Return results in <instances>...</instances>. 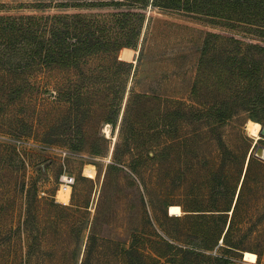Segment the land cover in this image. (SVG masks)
<instances>
[{"label":"rangeland","instance_id":"rangeland-1","mask_svg":"<svg viewBox=\"0 0 264 264\" xmlns=\"http://www.w3.org/2000/svg\"><path fill=\"white\" fill-rule=\"evenodd\" d=\"M39 3L43 5L40 8L36 7ZM61 3L68 0H0V15L50 19L56 15L71 18L97 14L104 20L100 16L129 11L142 12L146 19L127 83L112 77L115 58L104 64L110 68L109 76L97 79L111 85L118 82L121 90L127 84L123 100L113 95V88L105 89L103 95L92 88L79 105L60 102L56 97L62 85L72 93L75 86L90 82L77 72H59V84H55V73H39L32 78L29 93L2 110L0 264H130L121 249H128L131 243L142 247L147 256L158 258V253L178 255L166 242L203 252V245H212L221 234L217 247L209 254L228 257L234 264H264V151L261 157L255 155L258 146L264 149V140H256L247 130V123L255 121L249 119L251 112L240 111L227 123L213 127L208 111L209 107L222 106L226 95L235 88L234 82L231 90L229 86L213 87L215 81H210L209 76L215 75V79L221 64L206 63L204 84L197 96L206 108L205 116L170 101L193 104L191 90L199 79L201 51L208 33L261 45L264 40L247 33L245 26L227 20L217 18L218 24H211L212 17L204 14L151 6L144 10L75 8L73 4L62 8ZM120 18L130 21L126 26L131 30L138 17ZM116 19L117 16L113 23ZM99 65L103 63L92 66ZM8 95V91L0 89V100L9 103ZM112 104L114 109L119 106L116 126L105 121ZM173 108L176 110L170 117L168 111ZM257 114L256 119L264 122V113ZM171 122L174 129L168 132L164 126ZM173 137L177 140L173 150L156 160L146 156L144 145L156 143L159 149ZM76 146L80 149L75 150ZM137 149L145 159L139 161L138 174L129 166ZM249 156L259 162H253L242 189ZM115 163L123 170L113 176L108 166ZM63 174L76 178L68 204L57 199ZM241 189L232 234L239 250H218L225 247L223 238L233 216L226 210L230 202L232 210L235 208ZM36 195L35 202L29 205V197ZM171 205L183 210L178 220L170 215ZM195 211L208 216L198 222L187 218ZM25 220H29L28 226ZM137 228L143 231L140 239L132 237ZM246 251L260 255L256 263L245 261ZM196 258L197 264L209 262L203 256ZM146 260V264L153 263Z\"/></svg>","mask_w":264,"mask_h":264},{"label":"trees","instance_id":"trees-1","mask_svg":"<svg viewBox=\"0 0 264 264\" xmlns=\"http://www.w3.org/2000/svg\"><path fill=\"white\" fill-rule=\"evenodd\" d=\"M75 1L68 0V3H61V7L65 8V6L73 4L75 8L89 6L110 9L115 6L117 8L131 7L144 10L151 6L187 14H204L212 17L209 20L211 24H218L217 18L227 20L232 24L245 26L247 33L264 40V0H98L100 3L91 2L90 5H83ZM42 6L39 3L36 7L40 8ZM97 16V14L94 16L77 14L70 18L69 15H56L46 19L45 17L36 16L18 18L0 15V89L9 92V103L4 99V101L0 100V119L3 118V109L11 106L10 103L22 99L23 95L29 93L28 88L33 83L31 80L39 73H47L51 74V76L55 73L57 78L55 84H59L57 75L72 72L79 73L82 76L81 78L90 82L84 81L81 86H75V90L72 93H70L71 90L65 89L61 84L62 88L58 89L56 97L60 102H74L73 104L79 105L91 93L90 90L92 88L93 90L97 89V93L102 91L100 95H103L105 89L110 88L111 90L113 88V95H116L120 101L123 100L127 84H123V89L121 90L118 82L124 79V83H127V77L130 76L134 69L135 53L140 40L139 34L146 17L142 12L133 13L129 11L122 12L119 15L109 13L100 16L104 17V20H100ZM115 16L118 19L114 20L113 23ZM134 16L138 18L130 30L126 26L130 21L126 22L120 17L132 20ZM112 58H115L113 60L115 64L111 67L113 68L112 77L116 76L118 82L113 85L107 82V84L99 82L97 79H105L103 78L105 74H107L106 77L109 76L110 73L107 69L109 66L106 67L104 64H108L107 61ZM97 62H102L103 65L93 67L92 65ZM206 63H214V65L218 66L219 63L221 64V71L216 75L215 79L213 78L215 75L211 74L209 76L210 81H215L213 82L214 85L212 84L213 87L217 84V87L218 85L220 87L229 86L231 90L233 89V82L235 87L231 93L226 95L221 107L212 106L208 108L209 116L212 117L213 127L227 123L240 111L251 112L249 119L263 124L264 122L261 119H256V117L259 116L257 113H264V45L245 42L234 37H225L217 33H208L205 37V45L201 51L199 79L196 80L191 90L193 104L185 105L180 101L170 100L174 106L184 105L192 113L201 112V114H204V109L206 108L202 107L197 96L201 93L202 85L204 84L202 78L206 73L204 69ZM204 70L205 73L202 74ZM97 83H100L99 87H96ZM175 108L168 111L170 117L176 110ZM118 115L119 106L114 109V104H112L111 113H109L105 121L116 126ZM174 125L171 122L164 127L169 132L174 129ZM157 133H160V131ZM222 142V139H220L219 143ZM176 143L177 140L173 137L159 149L156 143L150 142L143 147L147 151L146 156L148 155L150 160H156L162 153L173 150ZM74 149L79 150L80 148L76 146ZM150 152H153L154 155L149 156ZM94 154L100 155L101 151H95ZM114 157H116V151H114ZM132 158L129 166L133 172L138 174L139 161L145 160L144 154L137 149V153H133ZM246 159L245 157V161ZM254 161L259 162L251 156L242 189L249 177ZM122 170V167L118 166L117 163L108 166V171L113 172V176ZM242 189L235 208L232 210V202H230L226 210L227 213L232 212L233 216L223 238L225 247H219L218 250L222 248L230 252L239 250L237 247L239 246L238 243L232 241V234L236 228L235 218ZM36 198L37 195L29 197L27 203L29 205L34 203ZM195 212L186 215L187 218L198 222L205 218L203 216H208V214H198L203 211ZM27 213L29 216L31 215L30 208ZM173 218L178 220L181 216ZM28 221H24L25 226H28ZM142 234L143 231L137 228L134 229L132 237L140 239ZM221 237L222 234L216 241H213L212 245H203L205 248L203 252H197L192 247H184L182 245L174 247L166 242L168 246L177 250L178 255L171 256L168 253H158V258H155L156 255L153 257L147 256L142 251V247L136 243H131L128 249L122 248L121 254L130 258V264H146V259H151L153 261L152 264H197V256L207 258L209 261L207 264H234L228 257L213 256L208 253L209 250L217 247ZM27 239L30 249L32 247L30 239ZM35 244L39 245V243ZM258 256L260 257V255ZM137 257L138 259L135 260ZM162 258L165 259V263L161 262Z\"/></svg>","mask_w":264,"mask_h":264},{"label":"bare ground","instance_id":"bare-ground-1","mask_svg":"<svg viewBox=\"0 0 264 264\" xmlns=\"http://www.w3.org/2000/svg\"><path fill=\"white\" fill-rule=\"evenodd\" d=\"M261 129H262V125L259 122L249 121L247 123V130L249 134L253 136L254 138H256V140H260ZM70 198L71 196L69 193H63V192H60L59 197H58L59 202L63 204H68L70 202ZM169 211H170L171 216H182L183 215V210L178 205H171L169 207ZM244 255H245V261L250 262V263H256L257 258H258L257 254L246 251Z\"/></svg>","mask_w":264,"mask_h":264},{"label":"built area","instance_id":"built-area-1","mask_svg":"<svg viewBox=\"0 0 264 264\" xmlns=\"http://www.w3.org/2000/svg\"><path fill=\"white\" fill-rule=\"evenodd\" d=\"M64 155H66V153H64ZM75 183H76V178L74 176L63 174L60 177V181H59V191H58L57 199L59 197L60 192L69 193L71 196Z\"/></svg>","mask_w":264,"mask_h":264},{"label":"water","instance_id":"water-1","mask_svg":"<svg viewBox=\"0 0 264 264\" xmlns=\"http://www.w3.org/2000/svg\"><path fill=\"white\" fill-rule=\"evenodd\" d=\"M260 140H264V125H262V129H261V132H260ZM263 150H264L263 147L258 146L257 149H256V153H255L256 157H261L262 154H263ZM250 158L251 157L249 156V158L247 160V166L249 164ZM244 177H245V175H244ZM236 201H237V199H236ZM235 204H234V206H235Z\"/></svg>","mask_w":264,"mask_h":264}]
</instances>
